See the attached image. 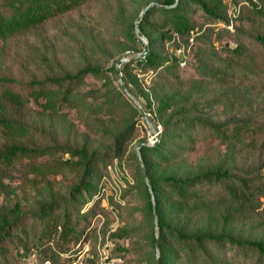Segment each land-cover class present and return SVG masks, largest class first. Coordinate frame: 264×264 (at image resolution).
Returning <instances> with one entry per match:
<instances>
[{"label": "rangeland", "instance_id": "1", "mask_svg": "<svg viewBox=\"0 0 264 264\" xmlns=\"http://www.w3.org/2000/svg\"><path fill=\"white\" fill-rule=\"evenodd\" d=\"M252 1L260 6L261 12L252 7L249 0H224L228 20L233 21L231 29L227 27L229 22L209 23L196 16L197 23L207 22L204 26H211L213 32L206 41L180 48L184 56L175 70L177 78L165 83V88L184 93L192 80H201L203 92L191 94V100L197 99L199 103L195 107L198 116L214 122L250 116L255 122L264 123V47L255 38L264 33V0ZM150 2L155 0H88L18 35L3 49L4 63L0 71L10 72L23 83L66 71L75 72L86 65L105 70L100 78L88 75L81 86L85 108L63 106L52 112L43 110L33 101L23 106L21 117L28 132L19 138L24 143L35 147L55 143L84 146L89 153L102 155L112 147L114 135L132 125L129 138L122 144L121 158L113 159L106 168L100 167L101 175L92 200L94 206L90 202L80 210L87 213L92 208V211L83 218L73 216L78 238L73 236L64 244L68 248L66 252L55 253L56 263L46 260L43 264H124L130 257L122 258L119 248L127 246L129 241L110 235L133 218L135 225L141 222L138 212L132 215L143 203L134 190L140 162L136 148L142 142L160 141L164 126L154 112V100L146 111L143 109L145 115L142 116L135 102L120 87V82L124 84L122 73L119 72V81L108 69L115 67L119 59H130L142 51L141 44L132 41L129 31L142 8ZM150 19L152 22L157 17ZM147 31L154 35L159 33L152 28ZM142 39L146 41L145 37ZM176 40L178 36L158 42L156 50L163 55L171 53ZM237 44L243 47L240 53L233 51ZM197 57L202 61L198 62ZM246 63H251V69L257 73L248 71ZM211 69L217 73L212 74ZM132 72L138 78L137 90L148 91L154 73L138 67ZM220 74L225 76L219 78ZM118 91L138 113L134 114L131 105L117 96ZM136 101L146 104L143 98ZM98 102L111 106L99 110L93 107ZM194 137L195 142H187L180 151L181 161L177 158L174 165L177 173L193 174L221 167L230 176L225 181L235 185L238 180L245 181L251 191L255 190L249 202L243 197L234 199L225 189L224 193L212 190L224 205V215L229 216L224 232L245 240L264 239V215L260 207L264 204V129L256 136L245 133L243 140L235 143L229 138H217L206 130H195ZM4 141L5 136L0 132V144ZM77 160V157L70 159L69 154L51 151L35 159H16L8 166L0 164L3 190L0 211L12 217L11 209L17 203L22 212L32 214L49 194L55 198L65 197L80 175ZM31 163L38 165L39 170L31 171ZM13 251V247L10 248L8 255H13ZM225 251L224 264H254L255 257L249 251L237 248ZM40 261L41 258L32 255L27 259L15 258L13 263L41 264Z\"/></svg>", "mask_w": 264, "mask_h": 264}, {"label": "trees", "instance_id": "2", "mask_svg": "<svg viewBox=\"0 0 264 264\" xmlns=\"http://www.w3.org/2000/svg\"><path fill=\"white\" fill-rule=\"evenodd\" d=\"M87 1L0 0V65L4 63L1 59L4 57L3 49L18 35ZM175 1L155 0L162 6L152 5L143 13L138 22V35L134 31V24H131L129 31L132 41L140 43L142 50L144 45L141 38H146L149 52L145 57L137 55L120 65L119 72L122 73L124 87L135 100L145 99L146 104L140 102L145 111L151 106V100H154V112L160 118L164 129L155 146L139 148L147 182L139 162L134 190L140 194L143 203L137 206L132 215L138 212L140 224L135 225L133 218L118 227L110 236L129 241L127 246L119 247L122 258L130 256L124 260V264H156V229L159 264H224V250L233 248L249 251L255 257L254 264H264V239L245 240L224 232V223H227L229 216L224 215V205L212 191L217 189L219 193H224L225 189L234 199L243 197L249 202L255 190L251 191L243 180H238L236 185L225 181L230 176L221 167L182 175L174 167L186 143L195 142V130H206L217 138H229L235 143L242 141L245 133L256 136L264 129V123L255 122L250 116L214 122L196 115L198 111L196 112L195 107L199 103L197 99L191 100V94L203 92L199 79L192 80L184 93L165 88V83L177 78L175 70L184 56L180 53V48L206 41L213 32L211 26H204L207 22L197 23L195 17L204 18L209 23L229 22L228 7L224 0H178L174 4ZM249 2L261 12L256 2ZM154 16L157 19L151 22L150 18ZM147 28L159 33L151 34ZM176 36L178 40L175 41L171 53L163 55L156 50L158 42L164 43ZM255 38L264 47V33L256 35ZM242 48L241 44H237L233 51L240 53ZM197 60L202 61L198 57ZM136 67L154 73L148 91L137 90L138 78L132 72ZM245 67L248 71L257 73L251 69V63H246ZM211 70L212 74L217 73L215 69ZM108 71L116 74L114 66ZM104 73L105 70L100 67L86 65L75 72L66 71L42 79H29L23 83L10 72L0 71V132L6 140L0 144V164L8 166L16 159H35L45 153L59 151L69 154L70 159L77 157L75 163L80 171L78 180L65 197L55 198L48 193V199L40 202L32 214L22 212L17 203L11 209L12 217L0 211V264H14L15 258L27 259L32 255L41 258V264L46 260L56 263L55 253L66 252L68 248L64 244L73 236L78 238L72 223L73 216L83 218L92 211L91 208L87 213L80 212L87 203L91 202V206H94L95 201L92 200L101 175L100 167L106 168L113 159L121 158L122 144L129 138L132 125L129 124L114 135L113 145L107 154L98 155L93 151L89 153L84 146L58 143L49 147H35L19 138L28 132V126L21 117V109L32 101L43 110L52 112L63 106L85 108L86 104L81 101V86L88 75L100 78ZM220 75L219 78L225 76ZM117 96L131 105L123 93L118 91ZM101 103L103 102L94 103L93 107L101 110L111 106L109 103L102 106ZM131 108L134 114L138 113L132 105ZM39 168L35 163L30 164L31 171ZM149 186L156 205L155 216ZM2 191L0 186V192ZM260 207L264 215V204ZM12 247L14 253L8 255Z\"/></svg>", "mask_w": 264, "mask_h": 264}, {"label": "water", "instance_id": "3", "mask_svg": "<svg viewBox=\"0 0 264 264\" xmlns=\"http://www.w3.org/2000/svg\"><path fill=\"white\" fill-rule=\"evenodd\" d=\"M177 2H178V0H176L174 4H176ZM152 5H155V6H162V5L158 4L157 2H150V3H148L144 8H142V10L140 11V14H139V16L137 17V19H136V21H135V24H134V31H135L136 35H138V22H139V20L141 19L143 13H144V12H145L150 6H152ZM141 39H142V38H141ZM142 41H143V45H144V47H143V50L138 54V57H145V56L148 54V52H149V48H148V44H147V42L144 41L143 39H142ZM128 60H129V59H119V60L116 62L115 70H116V75H117L119 81H120V76H119L118 66L121 65L123 62H126V61H128ZM120 85H121V87H123V88L125 89L124 84H123L122 82H120ZM125 91H126V89H125ZM126 94L130 97L131 100H133V101L135 102V104L137 105V107H138L140 113L142 114V116H144L145 113H144V110H143V108L141 107V105H140V104L134 99V97H133L129 92L126 91ZM150 129H151L152 132H155L154 129H153L151 126H150ZM157 135H158V134H157ZM157 135H156V136H157ZM157 142H158V141H154V142H151V143H150V142H142V143H139V144L137 145V148H136V149H137V153L139 154V161H140V165H141V167H142L143 175H144V178H145L146 182H147V174H146L145 167H144V165H143L142 158H141V156H140L139 148H140V146H155V145L157 144ZM149 191H150V193H151L152 209H153V214H154V216H155V214H156V213H155L156 205H155V202H154V196H153V194H152V189H151L150 186H149ZM155 221H156V220H155ZM155 237H156V241H155V244H156V264H159L158 232H157V229L155 230Z\"/></svg>", "mask_w": 264, "mask_h": 264}, {"label": "built area", "instance_id": "4", "mask_svg": "<svg viewBox=\"0 0 264 264\" xmlns=\"http://www.w3.org/2000/svg\"><path fill=\"white\" fill-rule=\"evenodd\" d=\"M233 16H235L234 14H233ZM232 26H233V21L232 20H230V22H229V25L227 26L228 28H232Z\"/></svg>", "mask_w": 264, "mask_h": 264}]
</instances>
